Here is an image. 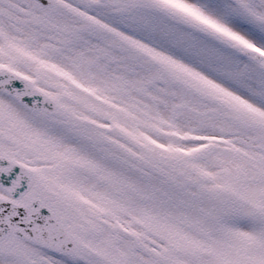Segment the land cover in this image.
Listing matches in <instances>:
<instances>
[{"label":"snow or ice","instance_id":"1","mask_svg":"<svg viewBox=\"0 0 264 264\" xmlns=\"http://www.w3.org/2000/svg\"><path fill=\"white\" fill-rule=\"evenodd\" d=\"M0 264H264V0H0Z\"/></svg>","mask_w":264,"mask_h":264}]
</instances>
